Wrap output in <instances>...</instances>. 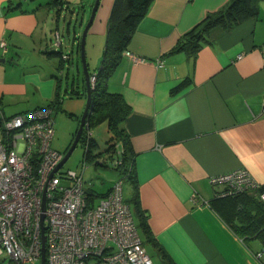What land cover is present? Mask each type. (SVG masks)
Returning <instances> with one entry per match:
<instances>
[{
	"label": "crops",
	"instance_id": "0c3cea01",
	"mask_svg": "<svg viewBox=\"0 0 264 264\" xmlns=\"http://www.w3.org/2000/svg\"><path fill=\"white\" fill-rule=\"evenodd\" d=\"M93 1L62 0L56 12L69 11L66 27L69 31L73 19L71 44L78 56ZM9 2L15 8L6 12ZM30 2L0 0V111L6 116L47 106L57 92L61 104L65 94L80 91L75 95L80 97L85 85L77 78L63 83L71 56L57 31L60 45L54 40L53 51L68 54V60L47 50L44 25L50 7L31 10ZM228 2L153 0L105 80L106 88L121 94L129 106L121 125L154 239L140 232L146 250L162 264V250L174 264H259L255 253L264 250L258 239L237 236L210 204L221 188L211 184L214 175L244 168L264 186V0L255 15L230 28L213 26L194 55L170 52L207 13ZM81 3L80 11H73ZM113 3L100 0L87 31L90 73L101 61Z\"/></svg>",
	"mask_w": 264,
	"mask_h": 264
},
{
	"label": "built area",
	"instance_id": "2783aa9c",
	"mask_svg": "<svg viewBox=\"0 0 264 264\" xmlns=\"http://www.w3.org/2000/svg\"><path fill=\"white\" fill-rule=\"evenodd\" d=\"M90 82L93 88L96 73ZM51 114L49 106L11 116L0 111V260L5 254L15 264L40 261L43 231L45 264H153L123 198L122 179L95 204L82 173L55 170L64 153L50 145ZM84 130L86 147L91 138L86 122ZM210 182L221 187L218 196L261 186L244 168L214 175ZM258 196L264 201V191ZM255 255L264 264V250Z\"/></svg>",
	"mask_w": 264,
	"mask_h": 264
},
{
	"label": "trees",
	"instance_id": "16d2710c",
	"mask_svg": "<svg viewBox=\"0 0 264 264\" xmlns=\"http://www.w3.org/2000/svg\"><path fill=\"white\" fill-rule=\"evenodd\" d=\"M152 1L153 0H114L108 19L105 46L99 67L95 72L96 82L92 88L90 111L86 118V125L88 128L103 122L107 124V128L111 133L110 144L105 150H98L96 149L97 144L91 136L85 147L83 156L85 162L92 160L95 165L108 166V164L112 162L113 166L122 173L120 179L125 177L131 182L133 186V197L131 199L134 211V213L132 211L133 217L139 233L141 231L146 240H153L154 238L149 229L144 211L139 203L133 171L134 154L131 150L128 134L121 125L129 112V106L121 94L111 92L106 88L105 80L118 65L138 22L144 16ZM258 2L259 0H229V2L219 10L207 13L201 21L195 24L181 37L170 52L185 50L194 55L201 47V42L207 40L209 30L213 26L220 25L228 29L243 19L255 15ZM62 3V0H48L44 3H37L31 10H35L41 6L53 7V5L57 4L58 8L56 10L58 12V9L63 6ZM19 4L18 2V5ZM80 6H83L82 3L79 6L73 7V11L76 10L79 12ZM14 8V6H11V2H9L6 7V12ZM66 8H68V6ZM21 11H26V9H21ZM70 11L72 10L70 9ZM79 44L80 42L78 45ZM51 53L60 55V60L65 62L59 51H52ZM60 65L62 66L61 62ZM81 79V81L84 82L83 76ZM79 92L80 91H77L74 94L78 95ZM81 92L86 96L85 85H83V91ZM60 104L61 100L57 92L54 99L47 106L53 110L54 108H60ZM74 135L75 133L73 137ZM85 137L84 130L79 141L83 142ZM108 160H110V162ZM261 191H264V186H260L252 192L243 191L223 196H218L214 193V197L211 199L210 204L233 232L243 241L258 239L262 245H264V201H261L258 196ZM89 193L93 194L94 191L89 189ZM106 193H104V195ZM94 195L95 194H93V196ZM162 256L166 264H174L164 250H162Z\"/></svg>",
	"mask_w": 264,
	"mask_h": 264
},
{
	"label": "rangeland",
	"instance_id": "374dc122",
	"mask_svg": "<svg viewBox=\"0 0 264 264\" xmlns=\"http://www.w3.org/2000/svg\"><path fill=\"white\" fill-rule=\"evenodd\" d=\"M46 1L48 0H32L33 3L30 2V5L35 6V4L37 3H44ZM48 9L49 10L45 12L47 23L44 25V40L47 45L46 47H48L47 50L53 51L54 48H57L53 45V42L55 40V32L57 31L59 33L60 39L63 43L62 48H64L65 51H68L69 55L71 56L69 61L67 62V79L63 78V83L65 84L68 80L69 85L73 82L75 83L76 78L81 79L83 75L81 57L80 55L78 56L76 53H73V44H71L73 39V19L71 20L68 31L66 26L70 18L69 11L65 13L64 10H62V14L57 16V10L55 7H50ZM81 89L82 88H80V90ZM85 103L86 96L83 92L82 96L80 97L65 94L63 95V101L60 105V108H54L52 110L51 115L54 121V135L50 145L53 149L63 153L66 151V148L78 127L80 117L85 107ZM89 131L91 132V135L95 143L97 144L96 149L101 151L105 150L106 147H108V145L110 144L111 136V133L107 128V124L105 122L97 124L91 127ZM84 151L85 146L82 144V142L79 141L75 148L72 150L69 157L60 167V170L82 173L83 179L85 181V187L94 191V202L96 204L100 199V194L104 193L108 189V187H110L114 183V181L120 179L122 177V173L120 170H117L113 166L110 160H108L110 162L108 166L95 165L94 161L92 160L86 161V167L83 168ZM130 192V183L128 179L124 177L122 178L123 198L130 204L132 208ZM147 249L148 254L151 256L154 264H162L154 255V253L149 248ZM0 264L15 263L11 261L8 256L3 254L0 260ZM34 264H40V261L36 260Z\"/></svg>",
	"mask_w": 264,
	"mask_h": 264
},
{
	"label": "water",
	"instance_id": "95a60500",
	"mask_svg": "<svg viewBox=\"0 0 264 264\" xmlns=\"http://www.w3.org/2000/svg\"><path fill=\"white\" fill-rule=\"evenodd\" d=\"M99 3H100V0H94L93 1L92 6L90 8V13H89L88 19H87V21H86V23L82 29L81 35H80L79 49H80V57H81L82 67H83L84 82H85V87H86L85 107H84V110H83L82 115L80 117L79 124H78V127L76 129L75 135H74L71 143L69 144L68 148L64 152L61 161L56 166L55 170H57L58 168H60L63 165V163L66 161V159L71 154L72 150L75 148V146L79 142L81 134L85 128V122H86L87 115L90 111L91 99H92V86H91V82H90V77L94 73H90L88 70L87 61H86V53H85V41H86L87 31H88L91 23L93 22V20L95 18V14H96ZM43 206H44V197H43ZM41 241H42V247H41L40 264H45V245H44L45 238L43 235V231H42V235H41Z\"/></svg>",
	"mask_w": 264,
	"mask_h": 264
},
{
	"label": "flooded vegetation",
	"instance_id": "af4514ba",
	"mask_svg": "<svg viewBox=\"0 0 264 264\" xmlns=\"http://www.w3.org/2000/svg\"><path fill=\"white\" fill-rule=\"evenodd\" d=\"M82 135V134H81Z\"/></svg>",
	"mask_w": 264,
	"mask_h": 264
}]
</instances>
